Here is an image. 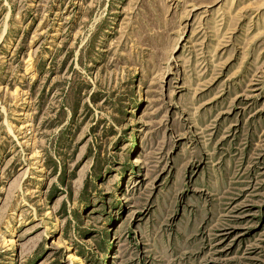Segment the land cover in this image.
<instances>
[{
    "label": "rangeland",
    "instance_id": "rangeland-1",
    "mask_svg": "<svg viewBox=\"0 0 264 264\" xmlns=\"http://www.w3.org/2000/svg\"><path fill=\"white\" fill-rule=\"evenodd\" d=\"M0 264H264V0H0Z\"/></svg>",
    "mask_w": 264,
    "mask_h": 264
},
{
    "label": "trees",
    "instance_id": "trees-1",
    "mask_svg": "<svg viewBox=\"0 0 264 264\" xmlns=\"http://www.w3.org/2000/svg\"><path fill=\"white\" fill-rule=\"evenodd\" d=\"M103 246V245H102ZM82 255H84V253H81Z\"/></svg>",
    "mask_w": 264,
    "mask_h": 264
}]
</instances>
